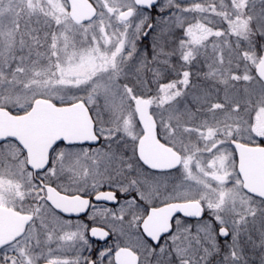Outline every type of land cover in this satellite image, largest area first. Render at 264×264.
<instances>
[{
    "label": "snow or ice",
    "instance_id": "obj_1",
    "mask_svg": "<svg viewBox=\"0 0 264 264\" xmlns=\"http://www.w3.org/2000/svg\"><path fill=\"white\" fill-rule=\"evenodd\" d=\"M0 264H264V0H0Z\"/></svg>",
    "mask_w": 264,
    "mask_h": 264
}]
</instances>
